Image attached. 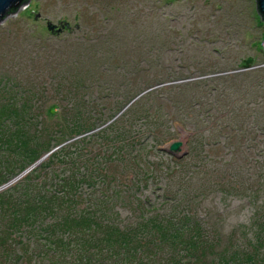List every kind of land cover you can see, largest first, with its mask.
Instances as JSON below:
<instances>
[{
    "label": "trees",
    "instance_id": "1",
    "mask_svg": "<svg viewBox=\"0 0 264 264\" xmlns=\"http://www.w3.org/2000/svg\"><path fill=\"white\" fill-rule=\"evenodd\" d=\"M257 20L264 28L261 16ZM126 36L97 35V42L84 52L69 56L64 70H56L52 63L66 61L69 53L63 50L48 59V51L38 49L40 81L22 85L21 91L15 77L0 69V187L13 181L0 192V264H264V213L256 212L250 227L239 226L233 236L224 237L210 223H219L218 217L202 219L176 196H161V202L150 205L146 197L133 193L153 179L147 174L153 166L146 164L152 149L138 150L175 137L174 121L189 128L194 139L214 119L212 124L218 126L214 136L223 143H248L246 133L230 140L228 123L252 119L249 134L264 137V68L254 72L249 93L256 104L249 112L237 107L238 99L228 97L240 93L239 80L230 82L219 72L212 77L189 76L191 71L180 67L152 77L144 66L154 54L147 45L142 53L121 49L120 56L115 49L116 60L96 57L105 53L108 43H123ZM28 55L22 57L29 62ZM5 89L8 97L2 95ZM52 92H63L68 104L45 107ZM251 148L242 158L234 148L225 168L214 171L215 191L221 198L241 197L244 192L246 180L232 171L234 167L247 161L243 164L248 170L264 169V145H259V154L256 146ZM111 165L130 172L133 180L117 178ZM157 170L164 173L159 166ZM179 195L188 204L194 198ZM123 208H128L127 215Z\"/></svg>",
    "mask_w": 264,
    "mask_h": 264
},
{
    "label": "rangeland",
    "instance_id": "2",
    "mask_svg": "<svg viewBox=\"0 0 264 264\" xmlns=\"http://www.w3.org/2000/svg\"><path fill=\"white\" fill-rule=\"evenodd\" d=\"M259 16L256 0H28L14 15H8L0 22V69L15 77L21 91L22 85L30 82L34 86L35 82L40 81V77L36 76L38 49L47 50L48 59L63 50L65 54L69 53L66 61L59 59L52 63L56 70H64L69 56L74 58L84 52L93 42H97L94 39L97 35L126 34L124 44L114 43L113 40L112 44H107L111 49L106 47L105 53L99 52L96 57L105 56L109 59L110 56L112 60H116L115 49L120 56L121 49L142 53L147 45L154 51V61L152 58L144 66L149 67L152 77L179 70L180 67L184 71H191L185 72L189 76L205 74L206 77H212L219 72L218 76L228 78L230 82L239 80L240 93L231 92L228 97L238 99L237 107L248 108L250 112L256 104L250 100L251 81L254 72L264 68V49H261L264 28L259 25ZM61 22H68L71 29L61 28L60 24H65ZM48 24L58 25L56 30L61 28L60 32L47 30ZM42 30L46 32L40 35ZM25 52L29 53V62L22 57ZM156 56L160 57V63H157L159 66L155 62ZM248 57L256 59V62L252 61V65L256 63L255 66H240L241 60ZM120 62L121 60L117 63L121 65ZM171 64L174 68H170ZM246 73L249 75H244ZM198 79L201 77L177 83L187 84ZM52 93L46 98L48 102L44 100L45 107L53 103H60L63 107L68 104V99L64 100L62 93ZM2 95L8 97L6 89L2 90ZM161 116L162 114H158L157 117ZM213 121L214 119L207 121L210 126L194 139L191 138L189 128L174 121L171 124L174 126L175 137L159 145L148 143L145 150H138L141 153L152 149L148 153L146 164L153 166L147 172L153 179L147 188L142 183L141 189H133V193L142 198L146 197L150 205L161 202V196H176L183 201V206L189 207L186 208L189 212L193 207V211H198L202 219L209 217L212 220L218 217L219 223L214 222L216 220L210 223L227 237L233 236L232 233L239 226L250 227L256 212L264 213V193L261 194L264 187V169L256 166L253 170H248L243 164L247 161L234 167L232 171L240 172L247 186L244 185L241 197L228 198H221L215 191L218 180L214 171L225 168L224 163L236 153L234 148L240 158L243 154L249 156L252 145L256 146L255 153L259 154V145H264L260 141L264 137L249 134L252 119H245L240 124H233L230 120V140H234V135L242 138L245 133L250 137L248 143H223V139L214 136L218 126L212 124ZM163 123L168 127L170 125L166 119ZM250 139L257 143H249ZM173 143H181V151L176 152V156L165 151ZM132 156L136 157L134 154ZM107 161L111 163L112 157ZM35 165L32 167L38 166ZM158 166L164 173L159 170L155 172V167L158 169ZM109 167L124 182L133 180L130 172L115 168L114 165ZM134 170L136 169L133 166ZM139 182L140 180L135 181L138 188ZM11 184L13 181L6 185ZM254 185V189L247 190V187ZM3 187L5 185L0 187V192L6 189ZM181 193L194 196L192 203H186L188 199L179 195ZM251 200L252 204H249ZM122 211L123 215L128 214V208H123Z\"/></svg>",
    "mask_w": 264,
    "mask_h": 264
},
{
    "label": "water",
    "instance_id": "3",
    "mask_svg": "<svg viewBox=\"0 0 264 264\" xmlns=\"http://www.w3.org/2000/svg\"><path fill=\"white\" fill-rule=\"evenodd\" d=\"M23 1L24 0H0V22L4 21L6 19V17L8 16V13L11 10L18 11L20 8H22ZM256 1H257V11L259 12L261 18L264 20V0H256ZM56 27L57 26H54V25L52 26L51 24H48V30L52 31L53 33H59L60 29L62 27H68V24L65 23L58 30H56ZM251 62H252V59H249V60L245 61L244 62V67L245 68H249V64ZM180 146H181V143H173L165 151H167L171 155H175L176 156V152L181 151ZM185 154H186V152L181 154L180 157L184 156ZM31 169H28L27 171H25L22 174V176H24ZM6 187H7V185L5 187H3V188H6Z\"/></svg>",
    "mask_w": 264,
    "mask_h": 264
},
{
    "label": "bare ground",
    "instance_id": "4",
    "mask_svg": "<svg viewBox=\"0 0 264 264\" xmlns=\"http://www.w3.org/2000/svg\"><path fill=\"white\" fill-rule=\"evenodd\" d=\"M261 49H264V43H262ZM249 59H250V58L245 59L244 61H247V60H249ZM244 61H243V62H244ZM243 66H244V65H243ZM250 66H252V62L249 64V67H250ZM46 157H47V156H45L42 160H44ZM42 160H41V161H42ZM41 161H39L36 165H38ZM36 165H35V166H36ZM31 168H32V167H31ZM31 168H30V169H31ZM20 177H22V175H20L19 177H17V179L20 178Z\"/></svg>",
    "mask_w": 264,
    "mask_h": 264
}]
</instances>
